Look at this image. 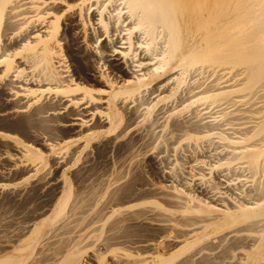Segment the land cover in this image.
Returning <instances> with one entry per match:
<instances>
[{"label": "bare ground", "instance_id": "6f19581e", "mask_svg": "<svg viewBox=\"0 0 264 264\" xmlns=\"http://www.w3.org/2000/svg\"><path fill=\"white\" fill-rule=\"evenodd\" d=\"M61 1L66 3V8L69 10L77 8L75 12L79 18L81 16L86 18L85 23L91 24L88 28L94 34L93 41L95 45L99 44V59L102 60L103 67L107 68V71L104 72L103 68H100L102 71L98 68L92 69L93 72L90 71L89 76L96 79L94 74L98 73L100 77L104 73L106 79L107 76L111 78L115 76L112 78L113 81L120 82L119 86L111 87L108 91L109 98L113 100L119 94H124L128 98L136 96L149 86L150 94L153 96H150L151 99L149 98L145 107L140 108V113L134 111L136 114L132 125L136 128L135 132L137 133L138 129L142 132L140 128L143 126L148 128L145 129L144 134L137 133V139L132 142L134 147L136 146L135 149H142V154L146 155L154 141L152 138L160 135L153 147H161L165 144L167 147L171 145L172 150L180 146L185 151L188 147L192 149L201 146V154L211 161L212 164L209 163V168L206 170L214 172L215 181L213 178L214 182L209 185L204 183V176L207 173H203L205 170L204 165L201 164L203 159L196 158L198 160L196 164L192 162L193 168L195 167L198 172L194 171L191 180L194 188L190 189H194L193 191L201 196L188 194L184 188L182 190L189 200L198 201V205H206L208 209H218L222 213L221 219L212 225L211 230L222 232L229 229L230 231L220 234L217 237L218 241L216 239L217 264H264V0H0V41H2L0 64L4 65V69L0 70V79H3L13 68L15 56H20L12 72L15 78H20L24 69L28 67L37 69V74L34 75L41 80L53 81L60 78L57 76L58 72L55 71L57 68L55 69L52 59L53 55H56L53 43L57 39L58 26L60 27L57 13L61 8H58L60 5L57 6V3L60 4ZM27 14L31 15L26 17ZM50 14L52 16L47 18ZM74 16L72 10L65 18L64 25L65 30L71 35V42L77 43L81 36L77 30L80 25L76 26ZM81 24L84 26V22ZM103 35L104 37L101 38ZM59 54L57 56H60ZM23 63L28 64V67L18 69V65ZM116 77H119L117 81ZM9 82L0 86V119L16 117V110L25 107V104L17 102L19 100L12 101V96L6 91L5 86H10L7 90L15 87V92L19 91L20 86L16 87L13 85L14 82L11 84L10 78ZM78 89H80L78 86L74 88L66 86L58 91L70 93ZM85 94L89 96L90 93L84 90L82 96L84 97ZM48 104L41 102L30 108L26 115L19 116H22V121L29 123L34 115L46 114L50 110L59 112L60 109L65 108L60 106L62 103H54L55 105L52 106ZM151 109L154 110L153 116L148 118ZM71 111H63L65 118L61 119L63 122H70L71 118L70 116L68 118V115L80 116L76 119L78 121L88 116L92 118L94 114L86 108ZM106 115L109 118V125L105 132L115 130L119 124L118 113L108 111ZM166 126L168 129H165ZM150 139L152 141H149ZM170 149L168 147L166 151ZM27 150L30 152L31 160L41 158L39 154ZM189 152L191 154V151ZM156 153L153 165L158 166L159 159ZM197 153H199L198 148ZM169 169L157 168L159 174L166 179L170 177ZM171 189L178 194L181 192L180 188L175 186H170ZM74 199L68 181L64 179L57 202L54 205H39L36 208L32 206V209L30 207L31 210H27L30 213L24 215L27 216L26 219H22L23 224L16 223L17 219L13 220L12 214L5 217L3 215L7 219L0 221V264H77L79 260L77 246L83 239L91 236L93 239L87 242L90 241L92 244V240H97L103 229L107 228L105 224H110L108 231L110 228L118 230L111 226L116 222L119 224L120 220L124 221L125 216L117 217L116 214L114 215L116 219L108 221L118 209H111V214L107 215L108 211H105L106 207L108 209L107 205H80L81 199L80 202L78 198V200ZM224 205H229L231 209ZM216 206H223L222 208L226 210ZM129 215L128 222L134 224L138 221L136 218L138 216L134 218L132 212ZM183 232L185 233L182 230ZM111 233L113 234V232L108 233V238ZM110 238H113V235ZM116 238L111 241H116ZM104 240L107 242L110 239ZM114 241L110 243L113 244ZM110 243H107L106 247ZM135 246L138 250L144 247L146 249V240L144 242L139 240ZM149 246L151 247V244ZM230 249L242 254V257L236 253L232 254ZM183 250L184 247L178 248L156 264H169L174 255ZM139 254L135 251V256ZM206 255L212 259L210 257L212 254ZM135 256L125 263L123 262L126 258L112 263H139ZM206 259L207 256L202 262ZM211 259L207 260L211 262ZM111 260L114 261L113 258Z\"/></svg>", "mask_w": 264, "mask_h": 264}, {"label": "rangeland", "instance_id": "374dc122", "mask_svg": "<svg viewBox=\"0 0 264 264\" xmlns=\"http://www.w3.org/2000/svg\"><path fill=\"white\" fill-rule=\"evenodd\" d=\"M57 4V6L60 5L58 8H61V10L57 13V16H59L58 23L60 27L58 26L57 39L53 43L54 49L56 50V55H53L54 58L52 59V61L55 69L57 68L55 70L56 72H58L57 76H60V78H57V80L59 79V81H57L56 79L53 81H46L37 78L34 75L37 74V69L34 70L33 67L29 68L28 64L26 65L24 63L19 64L18 69L25 67H28L29 69L25 68L23 71L24 73H22L20 78L13 77L12 72L14 68H16V62L19 61L20 56H15L14 59L16 61L12 64V71L9 70L7 75L3 77V79H0V86L4 85V83H7V81L9 82V78L11 79V84L12 82H14L13 85H15L16 87L20 86V89H18L19 91L17 92H15V87L9 90H7L8 88H10L9 85L5 87H7L6 91L12 96L11 97L9 95L12 101L19 100L17 101L18 103L25 104V107L16 110L17 115L16 117H12L13 120H11L12 118L0 119V205H2V209L0 208V221L2 222L3 220H6L7 217L6 219L4 217L12 214L11 217L13 218V220L17 219L16 223L23 224L24 222L22 219H26L27 216L24 215H28L30 213L27 210H31L32 206H34L33 208H36L39 205H54L59 198L62 181L66 179L68 181L73 200H75L74 198L78 200L81 197V202L79 199L80 205H107L108 209L107 207L105 209L106 212L108 211L107 215L111 214V209H118L117 212L111 215L108 221H110L111 219L113 220V218L116 219L118 216H125L123 220L128 224H131L128 225L121 220L118 221L119 224L116 222L117 224L115 223V226L113 225L111 227H116L118 230H112L113 228H110L109 231L112 230L110 232H113V234L111 233L113 235V238H110L112 235L108 238L107 235L108 233H110L108 231L110 224L106 222L107 224L105 225H107V228H105L106 226L104 227L105 229H103L101 236L97 240H92L94 243H90L91 239H93L91 236L83 239L77 246L79 259L77 261V264H114L112 262L117 263L119 259L120 261H122V259L126 258V260L124 259L123 262L125 263L128 259L132 258V256H135V251L137 253H140L138 256H135L136 260L138 259V261L140 262H136L134 264H152L153 262V264H156L161 259L170 256L175 250L180 247H184V250L181 253L175 254L169 264H201L202 260L205 259L206 256L207 259H211L208 255H206L207 253H209V255L212 254L210 256L212 257V259L211 262L210 260L208 261L206 259V264H217L218 259L216 260L217 257L215 256V244L217 243L216 239L218 241L217 237H219L220 234L222 235L223 233L230 231L229 229L222 232L211 230L212 225L221 219L222 213L218 209L210 210L206 207V205H198V201H191L187 198V196L184 195L185 193L183 194V192L187 190L186 193L188 194L191 193V195H193L194 193V195H198V193H195L193 191L194 189H190L194 188L191 183L194 171L198 172L195 167L193 168V163L196 164V158H198V160L203 159L201 162V164L204 165L205 168V172L203 171V173H207L205 174V176L203 175L205 178L204 183L209 185L215 181L214 172H209V170H206L207 168H209L208 164L211 163V161L207 160L209 158H204V156L201 154V146H197L196 148L192 149L188 147L189 150L186 148L187 151H184V149L182 150V147L180 148V146H177L179 149L175 148L176 151L181 152H176L175 149L172 150L173 148H171V145L168 146L169 149L171 148V152L166 151L168 150V147L165 144L164 146H161L162 148L159 146L153 147L155 145L154 143L157 139H159L160 135L157 138H152L154 139V141L151 143L149 147L150 150L146 155L142 154V149H135L136 146L134 147L132 142H135V139H137L139 133H146L145 129L148 130V128L146 126H143V129L140 128L142 132H140L139 129L137 132L138 134L135 132L136 128H133L134 125H132L135 118L134 115L136 114V112L134 113V111L136 110L140 113V108L142 109V107H145L147 105L146 102H148V100H150L153 96V94H150L149 86L147 87L148 90L147 88L143 90L146 94L144 92H141V94L129 97L131 99H129L124 94L117 95L115 98H113V100L111 99V97L109 98L108 91L111 89V87L119 86L120 82L116 83L115 81H113L112 78H114L115 76L112 78L111 76H107V80L104 77V75H106L104 73L100 77L98 76V73L94 74L96 76V79H93L91 76H89L90 71L93 72V70H96L97 68H103L104 72L107 71V68L103 67L102 60L99 59V44L96 43L95 45V41H93L94 34L89 31L90 29L88 27H90L91 24L89 25L88 23L87 25L85 23V17L83 18V16H81L79 18V15L77 14V12H75L77 8L69 10L66 8L65 2ZM72 10H74V19L76 26L80 25L79 27H77V30L82 36L81 37L79 35L80 39H78L77 43H75L74 41L71 42V35L69 31L65 30L66 27L64 25V21L66 20L65 18H67V15H69ZM30 15L31 14H27L26 17ZM50 16L52 15H48L47 18H49ZM82 22H84V26L83 24H81ZM103 37L104 35L101 38ZM1 43L2 41H0V44ZM85 46L87 50L85 49ZM58 52H60V54ZM77 52H79V54ZM58 54L60 56H57ZM97 54L99 55V57ZM56 61L59 63H57ZM1 68L4 69L3 64H0V70H2ZM100 70L102 71V69ZM9 75L11 76L9 77ZM118 78L119 77H116V81L118 80ZM16 80L17 82H15ZM66 86H69L70 88L78 86L80 89L70 93H61L58 91L59 89L65 88ZM84 90L89 91V96L86 94L84 97L82 96L84 95ZM148 94H150L149 97ZM79 96L83 98L81 99ZM143 101L144 103H142ZM41 102H45L47 104L49 103V106L62 103L64 105L61 104L60 106H65V108L62 107L63 109H60L59 112L57 110V112L50 110L51 112L48 111L46 114L41 113V115H34L36 119L32 117V120H30L29 123L28 121H22V116L19 115H26L29 110H31L34 106L40 104ZM143 104L145 105L143 106ZM81 108H86L90 113L94 112L92 118L91 116H88L87 118L85 117L83 119H78L77 121L76 119L80 118V116L78 117L77 115H68V118L69 116L71 118L69 119L70 122H63L61 120L62 118H64L63 111H75ZM132 109L134 110L132 111ZM108 111H116L120 118L119 124L117 125V127H115L116 129L114 128L115 130L112 129L109 132H105L109 125V118L106 115ZM153 111L154 110H152L148 114V118H151L153 116ZM50 113L52 114V116ZM57 113L59 115H57ZM73 118L74 120H72ZM13 121L15 124L12 123ZM17 123L19 124V126ZM68 123L70 124V126ZM15 125H17V127ZM44 125L47 126L45 127ZM165 129H168V126H166ZM132 138H134V140ZM149 141L152 140L150 139ZM157 148L160 149L158 150ZM197 148L199 153L196 154ZM27 149L39 154L41 158L34 161L31 160L29 158L30 152ZM160 150L162 153H160ZM155 151L158 153V166L153 165L154 157L156 156H154V154L156 153ZM189 151H191V154H193H189ZM177 153H179L180 155ZM132 154H134V156ZM184 155L188 157H185ZM200 155H202L201 158ZM130 156L133 158H128ZM161 157H163V159ZM191 158L194 159L192 160ZM161 166L163 167V169H166V167L170 168L169 175L171 179L170 177H168L170 180L168 178V180L166 178H163L159 174L157 168L162 169ZM187 170L189 173L187 172ZM234 172H236V170H234ZM207 178H209L210 180ZM112 180L115 181L111 182ZM165 185H169V188ZM170 186H175L178 189L180 188V194L172 189L170 190ZM183 188L184 191L182 190ZM93 192H95L94 195ZM200 196L201 195H198V197ZM186 198L187 200H185ZM8 205H12V208ZM77 205H79V203H77ZM224 206H228V208H230L229 205ZM30 207L31 209H29ZM220 207L221 206H216V208ZM222 207L221 210H226ZM119 211L120 213H118ZM134 211L136 212V215ZM131 212L135 215H133L134 218L138 216L136 217L138 219V221L135 222H138L136 226H134L135 223L133 224L128 222L127 217L129 214H131ZM114 215L117 217H115ZM1 217H3L4 219ZM129 217H131V215H129ZM150 217L151 219L153 218V220L149 219L151 220L149 221L148 218ZM187 222L189 224H187ZM177 230L181 231L179 232ZM182 230L185 231V233H182ZM115 231L117 232V234ZM117 235H121L122 237H118ZM114 237H117L116 241L112 240L114 242L113 244H111V239H114ZM104 239L110 240H107L106 242ZM138 239L143 242L146 240V249L145 247L144 249L141 248L140 250H138V248H135V244H137L139 241ZM88 240H90L89 243L87 242ZM105 242L106 244L110 243L109 246L107 245L106 247ZM131 242H133L134 244ZM148 244H151V247ZM186 244L188 245L186 246ZM199 246L200 248H198ZM132 247H134L135 249ZM228 247L230 248V246ZM230 251L232 252V254L236 253L234 249H230ZM230 251L228 250V253ZM189 252L191 254H189ZM231 252L229 254H231ZM236 254H239V256L242 257V254L240 253ZM200 256L203 258L202 260ZM213 256L214 258H216L214 259ZM239 256L236 255V257ZM112 258L114 261L111 260ZM205 262H202V264H205Z\"/></svg>", "mask_w": 264, "mask_h": 264}]
</instances>
